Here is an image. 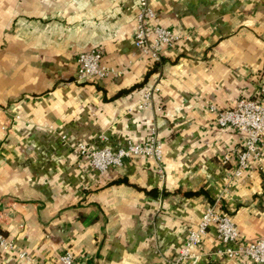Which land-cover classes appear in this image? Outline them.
Returning <instances> with one entry per match:
<instances>
[{"label": "crops", "instance_id": "0c3cea01", "mask_svg": "<svg viewBox=\"0 0 264 264\" xmlns=\"http://www.w3.org/2000/svg\"><path fill=\"white\" fill-rule=\"evenodd\" d=\"M149 1L153 24L184 35L161 64L135 45L139 0H0V230L40 261L171 264L218 198L244 239L264 236V169L234 176L245 134L210 110L264 87V0ZM94 48L121 73L76 82ZM153 126L162 172L134 156L101 173L78 152L142 143ZM223 248L212 228L197 264H257Z\"/></svg>", "mask_w": 264, "mask_h": 264}, {"label": "built area", "instance_id": "2783aa9c", "mask_svg": "<svg viewBox=\"0 0 264 264\" xmlns=\"http://www.w3.org/2000/svg\"><path fill=\"white\" fill-rule=\"evenodd\" d=\"M155 18L156 11L152 3L149 0H139L135 45L143 57L161 64L164 49L179 44L184 35L158 23L153 24ZM103 56L102 51L96 48L80 53L77 59L76 82L81 83L92 78L103 79L111 74L119 75L121 72L105 63ZM157 90V86L148 87L138 107L142 109L153 107ZM210 110L216 114L215 120L219 126L231 127L245 134L244 148L237 153L234 176L240 177L251 168L264 169V87L254 97L240 98L234 107L218 109L216 105H210ZM103 138L106 139V136ZM78 152L88 156L90 164L101 173L111 167L121 166L126 159L134 156L153 160L160 172L163 171L164 145L158 136L156 126L152 127L150 135L142 143L129 142L117 151H113L109 146L95 148L80 144ZM229 159L230 156H225L224 162ZM220 202L221 199L218 198L215 203L205 207L196 226L188 232L184 245L171 259V264H197L202 256L200 248L212 228L224 246L220 253L239 261L250 258L257 264H264V236L251 240L244 239L235 218L223 210ZM10 252H16L17 256L28 264H48L31 256L27 251L18 250L14 239L0 231V260ZM54 264L76 263L73 254L66 251L57 257Z\"/></svg>", "mask_w": 264, "mask_h": 264}, {"label": "trees", "instance_id": "16d2710c", "mask_svg": "<svg viewBox=\"0 0 264 264\" xmlns=\"http://www.w3.org/2000/svg\"><path fill=\"white\" fill-rule=\"evenodd\" d=\"M145 81H146V78H145ZM143 83L141 82V83H137V84H135L134 86H132L130 89H128V91H130V90H132V89H135V88H137V87H140L141 85H142ZM122 92V91H121ZM128 182V181H127ZM198 193V192H197ZM1 232H3L2 230H0ZM4 233V232H3Z\"/></svg>", "mask_w": 264, "mask_h": 264}]
</instances>
